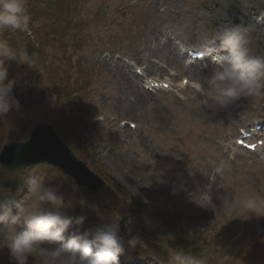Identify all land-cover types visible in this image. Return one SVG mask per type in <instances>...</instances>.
Returning a JSON list of instances; mask_svg holds the SVG:
<instances>
[{
    "label": "rangeland",
    "instance_id": "1",
    "mask_svg": "<svg viewBox=\"0 0 264 264\" xmlns=\"http://www.w3.org/2000/svg\"><path fill=\"white\" fill-rule=\"evenodd\" d=\"M83 2L88 6L93 5L89 0H83ZM203 2L204 0H155L152 3V11L163 5L165 9L156 10L164 13V15L158 19L160 20L158 25L150 31L142 33L144 44L149 43V46L152 45V38L148 36L151 32L161 30L166 33V36L168 29L185 18L190 19L192 22L191 38L204 37L205 33L210 36V33H208L209 25L197 22L198 15L202 14L200 9H203ZM215 2L214 24L216 28H219L222 22L226 20L225 17L230 19L234 16L222 5L221 0H215ZM101 9L103 10V6ZM236 9L238 11V15L237 13L236 15L240 22H251L258 15L255 10L242 9L238 6ZM142 24H145L144 21ZM143 30L145 31L146 28L143 27ZM255 44H257L256 50L264 54V31H262L261 36L257 34ZM155 52L159 58L166 57L165 51L156 50ZM59 57L61 60L57 62L58 69L74 66V57H72V60L67 52L60 54ZM105 58L107 57H94L92 59L97 64L99 63L98 67L103 69L105 73L114 74V72L103 68L109 65L108 59ZM39 62L43 63V60L40 59ZM88 63L89 61L82 65L85 72H88ZM10 70L12 72L9 79L15 81L12 91L16 99L24 98L32 101V104L36 103L33 106L31 104V107L21 105L19 112L12 111L4 118L0 117V127L3 129V133L18 134L20 130L26 129L27 119H42V111L48 113L47 118L54 116L61 123H69L74 119L75 115L70 114L68 110L69 102H67L66 108L52 102L53 110H50L48 107L50 101L47 95L40 90L44 78L27 74L11 64ZM205 79L206 77L204 81ZM64 95L69 97L68 94ZM205 98L204 95H201L199 102H196L202 110L207 111L206 116H204L205 121H202L199 117L195 121H185L184 117H181L180 114L187 108V106H184L188 104L186 101L185 103H183L184 101L173 102V105L177 104V106H174L177 110L174 113L171 111V106L167 109L158 108L150 111L146 107H139L137 115H148L150 126L154 124L153 119L157 115L156 119H161L158 122L165 124L163 128L171 130L177 125L179 128L188 130V134H184L182 144H179L178 151L168 143L161 141L162 129L157 130L155 133L153 130L144 129L142 132H138L137 135L134 134L133 141L136 139V142L132 143L133 146L130 150L127 148L129 136L128 140L116 141L111 134H105V129H103L104 134H100L96 141L90 137L85 142L80 139L77 141L80 146L87 148V159L91 158L107 169L115 180L119 181L116 180L119 184H125V190L129 193L130 199L138 204L150 209L153 208V205L171 206L178 209L165 200L161 194L167 191L168 187L173 188L175 185L185 192L186 189L193 192L194 199L184 201L180 198L178 201L180 207H182L178 209L182 212H179L180 215L190 216L192 223H199L200 225L199 238L201 239L191 245L190 249L187 248V253L204 257L206 264H264V230H262L264 228V217L241 219L238 221V227L240 228V224H243L245 228L244 230H236V222H234L236 217L232 214L227 203V198H231L237 204L241 200L252 196L264 198V152L260 155L234 156L231 160L219 144L221 136L229 130L235 132V124L240 123L241 118L248 112L250 115L260 113V110H254L251 104L258 103L262 98L264 99V95L242 98L228 109H216L214 111L203 105ZM97 100L102 108H107L103 95H99ZM83 107L86 114L98 112V110L91 109L87 102L83 103ZM262 107L264 108V103H262ZM169 113L172 118L168 117ZM168 119L174 120L170 121ZM192 132L198 136L199 140L196 144L192 140ZM175 152L179 153L178 156ZM175 156H177V159H175ZM147 158L149 160H146ZM148 161L151 163L147 164ZM217 167L220 168L219 174L216 173ZM38 170L39 177L50 175L45 167H38ZM208 173H213L214 176L210 184V191L205 193L210 201L207 205L198 200V195L201 194L199 184L205 183L204 178ZM226 189H230V192H224ZM62 191L65 193L67 189L62 188ZM214 193L219 194L215 196ZM68 205L66 202L67 207ZM69 211L68 207L66 212ZM110 217L111 214L107 216L88 214L87 220L90 225L97 226ZM182 219V225L185 227L186 220ZM187 233L190 234L191 230H188ZM172 241L179 251L182 239L172 238ZM145 244L150 245L153 250L159 247L149 241L148 238L144 240ZM32 259V257H29L30 262ZM0 264H9L6 249L0 250Z\"/></svg>",
    "mask_w": 264,
    "mask_h": 264
},
{
    "label": "clouds",
    "instance_id": "2",
    "mask_svg": "<svg viewBox=\"0 0 264 264\" xmlns=\"http://www.w3.org/2000/svg\"><path fill=\"white\" fill-rule=\"evenodd\" d=\"M234 2L242 9L257 10L259 15L251 22L233 23L231 19L210 37L204 35L213 67L204 83L196 81L194 87L206 97L203 105L213 111L228 109L242 98L264 95V54L255 48L258 26L264 22V0H221L225 8ZM31 21L27 0H0V30L27 33L31 31ZM191 34L192 22L185 18L167 30L161 43L170 36L183 53ZM217 41L219 46L213 47ZM38 59L26 48L14 50L6 40L0 41V117L21 109L12 91L15 81L9 79L6 61L16 60L37 69ZM25 190L30 202L20 199L19 193ZM227 203L237 219L264 217V198L259 196L238 204L227 198ZM66 209L61 185L46 184L34 172L22 176L17 191L0 195V249L7 250L9 264H120L119 257L125 250L119 235L120 219L110 217L80 232L86 217L68 215ZM71 228L76 231L69 232ZM140 242L138 235H130L126 241L130 249ZM29 257L33 258L31 262ZM174 259L175 264H206L204 257L189 252L178 253Z\"/></svg>",
    "mask_w": 264,
    "mask_h": 264
}]
</instances>
